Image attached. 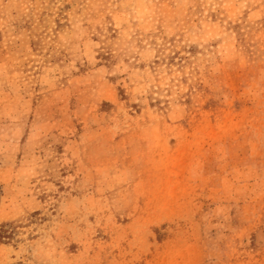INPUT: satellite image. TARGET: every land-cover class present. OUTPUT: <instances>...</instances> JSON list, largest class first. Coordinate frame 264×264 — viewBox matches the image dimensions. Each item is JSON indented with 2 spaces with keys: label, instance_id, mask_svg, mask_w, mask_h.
<instances>
[{
  "label": "rangeland",
  "instance_id": "rangeland-1",
  "mask_svg": "<svg viewBox=\"0 0 264 264\" xmlns=\"http://www.w3.org/2000/svg\"><path fill=\"white\" fill-rule=\"evenodd\" d=\"M0 230V264H264V0H0Z\"/></svg>",
  "mask_w": 264,
  "mask_h": 264
},
{
  "label": "trees",
  "instance_id": "trees-1",
  "mask_svg": "<svg viewBox=\"0 0 264 264\" xmlns=\"http://www.w3.org/2000/svg\"><path fill=\"white\" fill-rule=\"evenodd\" d=\"M6 233V232H5ZM11 235V234H10ZM4 237H6L5 235H4V231L3 230H0V241L2 240V239H4Z\"/></svg>",
  "mask_w": 264,
  "mask_h": 264
}]
</instances>
